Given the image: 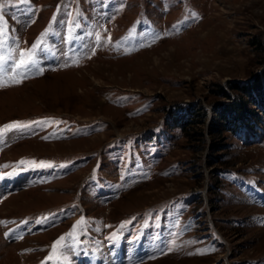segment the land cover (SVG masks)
I'll list each match as a JSON object with an SVG mask.
<instances>
[{"label": "rangeland", "instance_id": "374dc122", "mask_svg": "<svg viewBox=\"0 0 264 264\" xmlns=\"http://www.w3.org/2000/svg\"><path fill=\"white\" fill-rule=\"evenodd\" d=\"M0 25V264H264V0H0Z\"/></svg>", "mask_w": 264, "mask_h": 264}, {"label": "snow or ice", "instance_id": "6c2138e0", "mask_svg": "<svg viewBox=\"0 0 264 264\" xmlns=\"http://www.w3.org/2000/svg\"><path fill=\"white\" fill-rule=\"evenodd\" d=\"M5 34V29L3 27V25H0V35H4ZM36 45H33V49H35ZM25 56H28V59H25ZM32 53L31 50H29V52H21L20 55V59H19V64L15 63V56H12L10 59L14 62L13 63V68H20V67H24V68H36L37 71H40L39 68L36 67L37 65V61H35L34 59L31 58ZM3 68H4V64H3V56L0 55V77H2L3 74ZM17 82H21V81H17ZM15 127H21L20 124H15ZM0 178H2V174H0Z\"/></svg>", "mask_w": 264, "mask_h": 264}, {"label": "trees", "instance_id": "16d2710c", "mask_svg": "<svg viewBox=\"0 0 264 264\" xmlns=\"http://www.w3.org/2000/svg\"><path fill=\"white\" fill-rule=\"evenodd\" d=\"M252 85V87H255V88H259V89H261V86L263 87L264 86V73H263V75H262V79H257V81L256 82H254V83H252L251 84ZM247 89V88H246ZM262 93H260V95H261ZM253 100H255V99H253ZM254 103H255V101H254ZM232 110L235 112V114L236 115H238V116H244L243 114H245V112L244 111H246L247 110V108L245 107V105L244 104H239V102L238 103H235V104H233L232 105ZM224 112V111H223ZM223 112H220L219 113V115H220V117L221 118H223V119H226L227 117L225 116V114L223 113Z\"/></svg>", "mask_w": 264, "mask_h": 264}]
</instances>
